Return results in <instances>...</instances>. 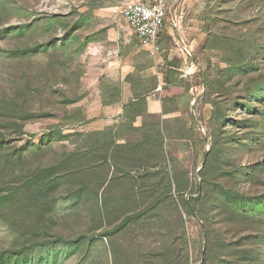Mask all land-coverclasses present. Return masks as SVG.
<instances>
[{"label":"rangeland","instance_id":"374dc122","mask_svg":"<svg viewBox=\"0 0 264 264\" xmlns=\"http://www.w3.org/2000/svg\"><path fill=\"white\" fill-rule=\"evenodd\" d=\"M129 1L0 0V264H264V0Z\"/></svg>","mask_w":264,"mask_h":264},{"label":"built area","instance_id":"2783aa9c","mask_svg":"<svg viewBox=\"0 0 264 264\" xmlns=\"http://www.w3.org/2000/svg\"><path fill=\"white\" fill-rule=\"evenodd\" d=\"M139 47L152 54L160 52L159 41L166 25L176 29L174 14L168 0L129 1L121 11ZM187 54L189 52L185 49Z\"/></svg>","mask_w":264,"mask_h":264},{"label":"crops","instance_id":"0c3cea01","mask_svg":"<svg viewBox=\"0 0 264 264\" xmlns=\"http://www.w3.org/2000/svg\"><path fill=\"white\" fill-rule=\"evenodd\" d=\"M143 1H151V0H143ZM171 9L173 12L172 4H171ZM175 31H176V29H173L169 23L166 25V28H165L164 32L161 34L160 41H159L160 50L162 48V45H164V43L168 40V38H172L174 36ZM123 102H124V100H123ZM97 103H98L97 109H95L89 115L94 117L97 114V116H99L100 118L104 117L103 124H105L106 119L109 118V115L112 114L113 110H116L115 112H118L117 110H119L118 106H115L114 108H106V107L102 106L101 100L97 101ZM122 104L123 103H121L120 106H122ZM150 110L149 111L152 114H158L160 112V109H158L156 106H153V105L152 106L150 105Z\"/></svg>","mask_w":264,"mask_h":264},{"label":"trees","instance_id":"16d2710c","mask_svg":"<svg viewBox=\"0 0 264 264\" xmlns=\"http://www.w3.org/2000/svg\"><path fill=\"white\" fill-rule=\"evenodd\" d=\"M9 198L11 199L12 197L11 196H9ZM9 200V199H8ZM18 201V200H17ZM130 264V263H129Z\"/></svg>","mask_w":264,"mask_h":264}]
</instances>
